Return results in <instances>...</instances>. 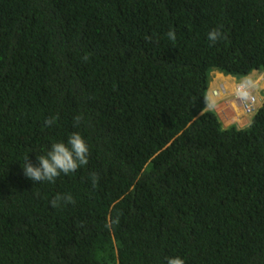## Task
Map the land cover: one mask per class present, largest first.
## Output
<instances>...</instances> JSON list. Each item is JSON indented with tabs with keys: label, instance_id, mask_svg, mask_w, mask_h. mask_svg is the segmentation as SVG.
Returning a JSON list of instances; mask_svg holds the SVG:
<instances>
[{
	"label": "trees",
	"instance_id": "trees-1",
	"mask_svg": "<svg viewBox=\"0 0 264 264\" xmlns=\"http://www.w3.org/2000/svg\"><path fill=\"white\" fill-rule=\"evenodd\" d=\"M215 71L264 74V0H0V264H264V104L224 129Z\"/></svg>",
	"mask_w": 264,
	"mask_h": 264
},
{
	"label": "clouds",
	"instance_id": "clouds-1",
	"mask_svg": "<svg viewBox=\"0 0 264 264\" xmlns=\"http://www.w3.org/2000/svg\"><path fill=\"white\" fill-rule=\"evenodd\" d=\"M167 36L170 40L174 41L176 39V34L174 30H169ZM220 36L221 33L215 29L208 33V39L212 42H216L220 38ZM219 74L222 73L219 72ZM222 75L225 77L233 78L224 74ZM261 80H263V78ZM251 85L252 81L250 78H245L244 80L238 81L234 84V89L232 92H230L228 96L230 98V104H232L236 109H239L240 113H237L231 119H237V117L242 115L245 119L251 116L252 121V116L255 115L258 110L263 106L264 97L262 98V102L260 105L259 99L257 98V96L254 95L253 90L249 89ZM221 87L223 89L225 86ZM216 92H219V90L214 89L213 95L222 98L223 95L221 93L220 95H215ZM258 95H260V92L258 93ZM225 96H227L226 92ZM246 104L250 106L251 111L248 110ZM217 114L220 119V115L222 113ZM44 123L45 126H51L53 123H55V118L46 119ZM233 125L236 126L239 130L248 126L247 125L245 127H239L238 124L234 123L228 125L227 128ZM216 152L223 159L222 167L224 168V170H232L234 161L231 150L225 147L224 145H219L216 149ZM88 153L89 147L85 142L84 137L78 132H73L68 136L67 141L53 142L44 155L37 157L36 164H33L28 158H26L21 167L23 170V174L31 181H52L54 180V178L60 175V173L68 174L74 172L78 167L86 165L88 162ZM95 180L96 177L95 175H93V183H95ZM60 199L61 197H56L55 200H53V204L55 205L56 201ZM63 199H70V197H63ZM167 264H185V262L181 257L175 256L169 257L167 259Z\"/></svg>",
	"mask_w": 264,
	"mask_h": 264
},
{
	"label": "rangeland",
	"instance_id": "rangeland-1",
	"mask_svg": "<svg viewBox=\"0 0 264 264\" xmlns=\"http://www.w3.org/2000/svg\"><path fill=\"white\" fill-rule=\"evenodd\" d=\"M218 73H219L218 71H215V72H212V74H211L212 82H211V86H210L209 96H212V98L216 99L217 103L221 106V112L220 113H222V114L220 115V120L222 122V127L225 129L228 127V125H231L234 123L238 124L239 127L247 126L249 124V122L251 121V116H249V117H247V119H245L242 115H240L239 117H237V119H231L237 113H240V111H239V109H236L232 104H230V98L228 95L230 94V90H231V88H230L231 82H229L226 79L216 80V74H218ZM258 76L259 75H256V77H254V74H253L251 76V79L257 78ZM262 78H263V80H261ZM238 81L239 80H236V82H238ZM257 81H260L259 85L263 84L264 83L263 82L264 81V74H262V76ZM252 85H254V84L252 83ZM221 86H225V87L222 89ZM214 89L219 90V92L223 95L222 98H219V97H216L213 95ZM221 89H222V91H221ZM233 89H234V87H233ZM249 89L253 90V92L255 93L257 98L259 99V104L261 105L262 98L264 96V90L263 89L261 91H260V89L254 90L251 87H249ZM225 92H226L227 96H225ZM259 92H260V95H258ZM210 100H211V97H210ZM227 116H228V118H227Z\"/></svg>",
	"mask_w": 264,
	"mask_h": 264
},
{
	"label": "crops",
	"instance_id": "crops-1",
	"mask_svg": "<svg viewBox=\"0 0 264 264\" xmlns=\"http://www.w3.org/2000/svg\"><path fill=\"white\" fill-rule=\"evenodd\" d=\"M260 77L261 76H259L258 78H252V79L250 77L252 83L254 84V85H251L250 86L252 89H254V90H259L260 89V91L262 89H264V83L261 84V85H259L260 81H257ZM224 79H226L229 82H231V86H230L231 90H230V92H232L233 91L234 84L236 83V79L230 78V77H225V76H223L222 74H219V73L216 74V80H224ZM210 108H213V110H215L217 113H220L221 106L217 103V100L214 99V98H212V97H211V107Z\"/></svg>",
	"mask_w": 264,
	"mask_h": 264
},
{
	"label": "built area",
	"instance_id": "built-area-1",
	"mask_svg": "<svg viewBox=\"0 0 264 264\" xmlns=\"http://www.w3.org/2000/svg\"><path fill=\"white\" fill-rule=\"evenodd\" d=\"M215 95H220V92H216V94ZM247 105V104H246ZM247 108H248V110H250L251 111V108H250V106L249 105H247ZM249 113V112H248Z\"/></svg>",
	"mask_w": 264,
	"mask_h": 264
},
{
	"label": "bare ground",
	"instance_id": "bare-ground-1",
	"mask_svg": "<svg viewBox=\"0 0 264 264\" xmlns=\"http://www.w3.org/2000/svg\"><path fill=\"white\" fill-rule=\"evenodd\" d=\"M210 97H212V96H210ZM229 116V115H228Z\"/></svg>",
	"mask_w": 264,
	"mask_h": 264
}]
</instances>
